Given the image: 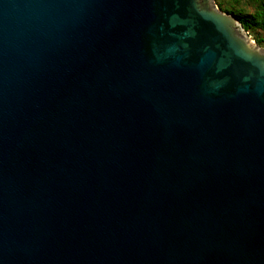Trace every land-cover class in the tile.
Here are the masks:
<instances>
[{"label":"water","instance_id":"obj_1","mask_svg":"<svg viewBox=\"0 0 264 264\" xmlns=\"http://www.w3.org/2000/svg\"><path fill=\"white\" fill-rule=\"evenodd\" d=\"M0 264H264V47L215 0H0Z\"/></svg>","mask_w":264,"mask_h":264},{"label":"trees","instance_id":"obj_2","mask_svg":"<svg viewBox=\"0 0 264 264\" xmlns=\"http://www.w3.org/2000/svg\"><path fill=\"white\" fill-rule=\"evenodd\" d=\"M219 7L236 15L246 31L264 47V0H216Z\"/></svg>","mask_w":264,"mask_h":264},{"label":"rangeland","instance_id":"obj_3","mask_svg":"<svg viewBox=\"0 0 264 264\" xmlns=\"http://www.w3.org/2000/svg\"><path fill=\"white\" fill-rule=\"evenodd\" d=\"M216 1V0H215ZM216 3H217V5H218V2L216 1ZM218 7H219V5H218ZM220 8V7H219ZM221 9V8H220ZM222 10V9H221ZM251 37H252V39L255 41V39H254V37H253V35H251Z\"/></svg>","mask_w":264,"mask_h":264}]
</instances>
